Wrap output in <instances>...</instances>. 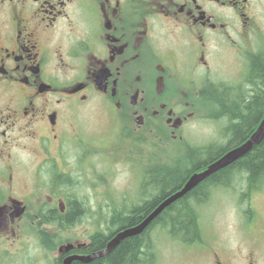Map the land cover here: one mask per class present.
<instances>
[{"label":"flooded vegetation","instance_id":"af4514ba","mask_svg":"<svg viewBox=\"0 0 264 264\" xmlns=\"http://www.w3.org/2000/svg\"><path fill=\"white\" fill-rule=\"evenodd\" d=\"M260 3L0 0V249L32 230L42 242L44 227L63 228L95 154L109 162L112 138L185 143L184 128L213 104L222 140L208 145L227 143V105L264 91L251 68L264 55L254 44ZM93 100L106 131L95 139L102 148L83 120ZM235 173L218 189L245 199L239 226L260 231L262 255L249 264H264V214L252 203L264 194V170L253 179Z\"/></svg>","mask_w":264,"mask_h":264},{"label":"rangeland","instance_id":"374dc122","mask_svg":"<svg viewBox=\"0 0 264 264\" xmlns=\"http://www.w3.org/2000/svg\"><path fill=\"white\" fill-rule=\"evenodd\" d=\"M261 5L260 3L255 6L259 9L256 21L259 28L254 35L256 48H264V6ZM228 70L225 68L222 74H234ZM215 110L213 104H208L202 110L206 114L204 118L193 119L187 124L183 132L185 143L156 142L151 139L147 142L140 139L137 142L125 137L112 138L107 151L109 162H103V152H97L93 169L90 170V179L81 180L78 184V200L83 208L81 214L67 227H44L48 235L57 240L56 243L48 240V245L54 243L55 247L49 249L38 239V232L32 230L10 249L8 246L0 249V261H11L15 264H55L59 245L68 241L89 240L88 236L96 231L106 232L111 227L112 214L117 210L125 211L139 198V184L148 168L155 170L158 165L171 163L177 158L184 159L187 146L197 156L199 148L222 140L220 130L223 124L218 123ZM99 111L100 105L93 100L83 120L86 130L89 131L87 133L94 135V139H91L98 144V148H102L103 143L97 140L106 131L101 126ZM227 193V188L223 192L214 189L207 202L198 208L203 240L201 244L185 245L172 240L159 227L151 230L150 237L155 246L157 264H216L217 258L227 264H249L252 256L255 259L262 256L255 253L257 248L261 249L260 242H256L260 238V231L246 234L239 226L238 214L247 206L245 199ZM259 195L252 200L253 208L264 214V194L262 192ZM259 261L262 264V260Z\"/></svg>","mask_w":264,"mask_h":264},{"label":"trees","instance_id":"16d2710c","mask_svg":"<svg viewBox=\"0 0 264 264\" xmlns=\"http://www.w3.org/2000/svg\"><path fill=\"white\" fill-rule=\"evenodd\" d=\"M251 68L255 75L264 81L263 54L254 58ZM226 109L228 114L223 133L226 132L229 136L227 143L199 148L197 156L192 154V149L187 146L184 159L177 158L171 163L158 165L152 172L148 168L139 184L137 201L133 202L125 211H115L110 219L111 227L106 232H93L88 236L90 243L85 248H74L71 252L89 254L105 248L106 243L116 232L139 224L162 200L178 190L192 173L203 169L224 152L240 144L238 141L245 140L255 129L259 122L257 118L264 110L263 89L258 90L247 101L241 98L236 106L234 104L230 107L227 105ZM263 170L264 136L242 157L211 173L183 197L164 208L140 233L122 239L109 253L103 256L95 257L88 262L75 260L71 264H157L155 246L150 237L151 230L156 227H159L174 241L185 245L201 244L203 240L198 208L207 202L213 190L225 186L229 178L235 177V172H247L249 178L253 179ZM81 205L79 200L71 201L68 211L62 216L63 227L73 224L83 211ZM53 237L47 234V241L43 239L49 249L54 248L55 244L48 245V240L57 242ZM54 263L61 264V257L55 258Z\"/></svg>","mask_w":264,"mask_h":264},{"label":"water","instance_id":"95a60500","mask_svg":"<svg viewBox=\"0 0 264 264\" xmlns=\"http://www.w3.org/2000/svg\"><path fill=\"white\" fill-rule=\"evenodd\" d=\"M264 136V116L259 122L256 129L248 136L246 140H244L241 144L227 150L221 156L211 161L206 167L200 171L192 173L188 179L184 182V184L175 192L170 194L164 200H162L149 214H147L141 222L135 226L128 227L118 231L107 243L105 248L100 249L96 252L87 254V255H79V254H71L67 255L62 259V264H71L73 261H81L88 262L95 257L103 256L109 253L122 239L136 235L144 230L148 224L168 205L177 199L183 197L189 190H191L194 186L204 180L211 173L217 171L220 168H223L234 160L242 157L246 154L250 149L257 143H259ZM72 243H66L58 247V252L61 254H65L69 252L73 248Z\"/></svg>","mask_w":264,"mask_h":264}]
</instances>
